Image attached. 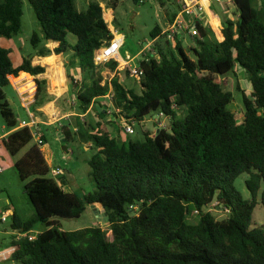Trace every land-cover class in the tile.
Returning <instances> with one entry per match:
<instances>
[{
  "label": "trees",
  "instance_id": "16d2710c",
  "mask_svg": "<svg viewBox=\"0 0 264 264\" xmlns=\"http://www.w3.org/2000/svg\"><path fill=\"white\" fill-rule=\"evenodd\" d=\"M178 1L182 0H166L175 7L166 9L168 25L180 11ZM27 2L40 27V33L29 38L33 54L14 64L10 51L0 43V114L10 132L2 142L13 156L27 148L15 168L34 209V216L25 220L14 213L11 229L25 233L36 224L44 229L35 230L39 233L32 241H17L11 261L264 264V225L252 226L254 208H264V22L250 0H232L238 17L221 18L215 28L218 39L211 40L208 29L194 22V45L188 50L176 34L174 47L166 41L158 45L161 28L156 25L149 34L156 56L138 62L143 71L140 92L125 88L115 76L104 80L102 72L115 71L116 61L93 62L94 51L113 37L100 2L89 3L84 11L77 10L75 0ZM159 4L166 5L162 0ZM22 7V0H0V37L11 39L19 33ZM48 42L58 46L51 51L45 47ZM52 52L75 59L90 80L73 97L74 129L66 124L61 130L65 142L90 143L96 150L87 161L94 188L83 196L65 191L62 177L57 182L50 176L41 149L30 144V128L19 127L1 90L10 85L9 76L44 73V67L32 65L31 58ZM49 60L54 64V58ZM240 72L248 80L250 94L237 89L243 106V118L238 120L229 108L233 93L224 87L227 75ZM58 77L63 78L60 72ZM66 78L70 85L76 82L67 70ZM35 85L30 107L34 114L42 115L38 108L53 100L58 106L67 96L49 95L45 80L35 79ZM109 90L114 94L111 105L120 109L118 115L112 113L114 119L120 116L137 125L154 111L169 118L168 127L154 135L144 131L141 140L113 136L107 126L117 121L105 120L110 107L104 97ZM94 108L99 120H80ZM178 110H185L182 119ZM241 174L246 175L248 198L235 186ZM89 206L107 217L108 235L100 226L64 231L56 223L79 218ZM211 207L226 217L216 219Z\"/></svg>",
  "mask_w": 264,
  "mask_h": 264
},
{
  "label": "rangeland",
  "instance_id": "374dc122",
  "mask_svg": "<svg viewBox=\"0 0 264 264\" xmlns=\"http://www.w3.org/2000/svg\"><path fill=\"white\" fill-rule=\"evenodd\" d=\"M22 1V27L19 33L13 36L11 39L0 37L1 45L10 51V58L14 64H18L19 62V51L23 52V54L31 51L32 48L29 43V38L32 32H36L38 34L40 33V27L31 6L27 0ZM100 1H103L104 5L110 8L109 10H112L113 19L111 20L109 15H105V18L108 25H110L109 23L113 21L111 25L114 26L115 33L117 32L123 35L124 39L122 48L120 50V57L126 61L132 58V61L129 62L131 67H138V62L143 57L139 51L145 47L147 41H150L149 34L156 25L161 28V35L156 40V43H158L160 46H163L164 42L166 41L169 42L172 47H174L175 41L173 37H169L166 33H163V30L166 29V21L169 16V13L166 9L175 8L174 6H169V3H167L166 0H162L166 3L164 7L160 6V0H142V3H135L133 0H75V6L78 11H84L89 3ZM250 3L251 6L258 11L259 19L264 22V0H250ZM177 4L180 6L179 2H177ZM204 5L205 8H207V4H203V6ZM210 8H212L213 11H210L211 15L208 16L211 17L209 22H207L204 18H202L200 22L205 28L208 29L209 38L214 40V38L218 39V35H216L214 28L216 26L215 23L214 25L209 23H212L213 20L218 21L223 17V14L220 3L217 4L216 2H213ZM227 15L231 16L233 20L236 19L237 13L235 8L231 6L230 13ZM193 21V19L189 18L187 23L191 25ZM178 32L180 35H182L181 40L187 50L189 46L192 47L194 45L192 42L193 34L190 31L180 29ZM68 40L72 42L74 37L69 35ZM17 48L21 50H18ZM59 59L64 63L66 70L71 76L74 77L76 82L72 85L68 84L67 82L69 94H64L67 96L64 100L61 99L58 106L54 103V105L57 107V114L55 118L54 116H51L53 118L52 123L49 125L41 124L38 126L44 135V139L46 140V143H44L42 146H39V148H42V152L47 160L50 159V170L51 168L57 167L65 170L63 171L60 169L62 174H64L62 178L68 182L67 186H72L73 188L70 192H73L78 196H83L84 194L91 193L94 188L93 181L89 175L90 167L88 166L87 161L96 150L91 148L90 143L84 144L77 140L69 143L65 142L61 130L66 124L69 125L71 130L74 129L73 126L75 112L71 110L74 105L72 96L76 95L83 86L90 84V80L88 79L87 73L80 72L75 59H71L69 55L64 54H60ZM49 63H51L50 60ZM126 71L127 70L125 68H122V64H119V69L113 75L107 73L105 70L102 72V74L104 80H109L115 76L125 88H133L137 92H140V85L138 81L130 77ZM9 78L12 79L13 77L9 76ZM54 79V87H59L64 82L63 78H59L56 74H54ZM20 81L16 83L14 81L13 82L17 85ZM237 86L239 88H237ZM224 88L225 90L232 91L233 102L229 108L235 114L237 119L241 120L243 118L242 93L237 89L245 91V94L249 96L250 86L246 76L241 72L238 73L237 76L233 74L227 75L226 85ZM24 89L25 86L22 89L19 88L17 90L22 96V98L19 99V95H17L10 85L1 88L10 108L20 121H27L24 110L25 106H31L30 102L33 92V88L31 90L27 89L26 91H23ZM98 115V111L94 108L87 116H80V120H92L95 122L99 120ZM184 115L185 110L177 111L178 118L182 119ZM113 119L114 118L111 113L106 114L105 120L112 121ZM153 119H160V121L163 122L165 128L168 127L170 121L167 117H159L158 113L153 111L141 124H137L135 126V132L132 135H127L120 128L119 124L115 122L111 127L107 126V128L110 130L113 136L118 135L117 133H119L123 140H125L127 136H131L133 139L141 140L142 133L144 131L151 132V135L156 132L157 128L153 123ZM5 131L4 123L0 114V135H2ZM33 143L34 139H32L30 144ZM26 150L27 148H24L17 155L13 156L5 149L2 140H0V168L2 170V172H0V207L4 206L7 200H10L11 206L24 219L34 216V209L24 192L23 183L21 182L15 168V162L25 153ZM245 178L246 175L241 174L236 179L235 186L245 198H248L249 193L244 184ZM211 211L216 219H222L226 217L225 212H219L213 207H211ZM193 218L194 217L190 218V221H192ZM56 223L59 224L60 228L64 231L78 230L87 226H100L107 235L109 233L108 224L104 220V217L99 216L95 219L93 214L89 212L88 208L83 214H81L79 218H61L58 219ZM6 224L10 225L11 219H9ZM258 225H264V208H262L260 205H257L254 208L252 214V226ZM43 229V226L36 224L33 231H41Z\"/></svg>",
  "mask_w": 264,
  "mask_h": 264
},
{
  "label": "built area",
  "instance_id": "2783aa9c",
  "mask_svg": "<svg viewBox=\"0 0 264 264\" xmlns=\"http://www.w3.org/2000/svg\"><path fill=\"white\" fill-rule=\"evenodd\" d=\"M218 2H227L229 4L232 3V0H216ZM180 11L178 14L175 16L173 22L163 31V33H166L169 37L174 36L175 34L179 33L178 31L180 29H184L187 31H190L193 35L195 34L194 30V22L196 21H201L202 18H204V6H203V0H182L180 3ZM193 19L194 21L192 22L191 25H189L186 22V19ZM107 24V22H106ZM108 27V26H107ZM109 29V28H108ZM110 32L112 33L113 37L112 39L101 46L100 48L96 49L93 54V62L95 65H100L104 63H108L110 61H116L117 66L115 68V71H110L109 68H106L105 71L111 75H113L118 69H119V64H122V68H125L128 71V75L137 81H139L143 75L142 69L138 67H131L130 63L124 62L120 58V50L123 45V35L119 33H115L114 29H109ZM140 54L143 55L142 59H147L148 56H156V52L154 50L153 42L147 41V44L145 47H143L140 50ZM113 92L109 90V92L105 95L104 99L108 102V106L111 109L107 110V113H115L119 114L120 109L116 108L111 105V101L113 99ZM159 117H165L162 113L158 114ZM114 118V117H113ZM117 123L119 124L120 128L127 134V135H132L135 132V122H132L128 119H125L123 117L117 116L115 119ZM153 123L155 124L157 130L161 128H165L163 125V122L160 121V119H153ZM32 130L31 136L32 139H34V143L37 146H42L44 145V140H43V134L41 133L40 129L37 126L32 125ZM156 130V131H157ZM154 135V134H153ZM0 168V172H1ZM62 172L60 168H51L50 170V176L55 179L57 182L59 181V178L61 177ZM12 216V211L9 208H0V225L8 222V220ZM12 230V229H11ZM12 239L11 242L8 245L3 246L0 243V264L6 261H10L15 254V252L18 249L17 241L20 239L26 238L29 241H32L36 238L37 234L39 233L38 231H29L25 233H21L17 230H12Z\"/></svg>",
  "mask_w": 264,
  "mask_h": 264
},
{
  "label": "crops",
  "instance_id": "0c3cea01",
  "mask_svg": "<svg viewBox=\"0 0 264 264\" xmlns=\"http://www.w3.org/2000/svg\"><path fill=\"white\" fill-rule=\"evenodd\" d=\"M179 2V1H178ZM213 2H216L217 4L220 3V7H221V10H222V14L223 16H226L227 18L229 19H232L231 16L227 15L230 13V9H231V6L235 8L233 2L231 4L227 3L226 1L221 3V2H217L216 0H203V4H207V8H205V5H204V19L209 22V20L211 19V17H208L209 15H211L210 11H213L212 8H210L211 4ZM181 3V2H180ZM100 5L102 6L103 8V18H104V21H106V18H105V15H109L111 20L113 19V14H112V10H107L105 5H104V2L103 1H100ZM23 8V7H22ZM178 14V13H177ZM176 14V15H177ZM23 16V14H22ZM231 17V18H230ZM236 17H238V14L236 15ZM189 20V19H187ZM186 20V22H187ZM233 20V19H232ZM167 21H168V18H167ZM167 21H166V28L170 25L167 24ZM111 22V21H110ZM113 22V21H112ZM109 23L110 25L107 24L108 28L110 29H114V26L111 25L112 24ZM212 22V21H211ZM215 23V26L214 28H217L221 25V18L218 20V21H214L212 23H209L211 25H214ZM21 27H22V17H21ZM165 30V29H164ZM163 30V31H164ZM40 31V30H39ZM33 33V32H32ZM176 37L181 40L182 39V35H180L179 33L176 34ZM156 40V39H155ZM154 42V40L152 41ZM58 46V44L56 42H48L45 47H47L48 49H50L51 51H53L54 48H56ZM190 47V46H189ZM18 50H21L19 48H17ZM140 52V51H139ZM18 61H20V59L22 57H27V56H30L31 54H33V50L31 49L30 52L28 53H24L19 51L18 52ZM60 55V54H59ZM59 55H56L54 54L53 52L51 53V55L49 56H46V57H40V56H32L31 58V63L32 65H39L41 67H44L45 69V72L42 73V74H39L37 76H31L30 74L28 73H21L19 75V77L15 78L13 77L14 79H21V81L16 85L13 81L14 79H10L9 78V83H10V86L14 89V91L17 93V95H19V99L22 98V96L20 95L21 93L19 91H17L19 88L22 89L24 86H25V89L23 91H26L27 89L33 90L32 92V99H31V102L30 104L33 103L34 101V96H35V91H36V85H35V79H38V80H45L46 81V89H47V93L49 95H52V96H55V99L59 98L60 96L64 95L65 93H67V95L69 94V87H68V84H67V78H66V68H65V65L62 61H60L59 59ZM49 58H54L55 59V62L54 64H50L49 63ZM121 58V57H120ZM122 59V58H121ZM124 62H130L132 61V58L128 61L122 59ZM59 72H60V75H62L63 77V84L59 87H54L53 86V82L55 81L54 79V74H57V76L59 75ZM64 75H65V79H64ZM59 90V91H58ZM19 92V93H18ZM75 96V95H74ZM72 96V97H74ZM54 102L55 100L53 101H50L48 102L47 104H45L43 107L41 108H38L37 111L42 113V115H38V114H34V112L31 111V106L27 107L25 106V110L24 112L26 113V117H27V121H19V127H22V126H28L30 128V130H32V125L34 126H39L41 124H51L52 123V120L53 118L51 116H54V118L56 117V112H57V107L54 105ZM53 111H52V109ZM52 118V119H50ZM48 121V122H47ZM5 128V127H4ZM39 128V127H38ZM40 129V128H39ZM6 130V128H5ZM41 131V129H40ZM10 132L8 131H5L2 135H0V140H3ZM42 133V131H41ZM43 140H44V135H43ZM44 143H46V141L44 140ZM41 151H42V148H40ZM43 153V152H42ZM44 155V154H43ZM44 158L46 160V162L48 163V165L50 166L51 165V162H50V159L47 160V158L45 157L44 155ZM59 168V167H57ZM61 169V168H60ZM63 170V169H61ZM65 171V170H63ZM2 172V171H1ZM64 173V172H63ZM64 174L61 175V177H63ZM63 181L65 182V186H64V190L69 192L71 191L73 188L72 186H67L68 182L67 180H64L63 178ZM0 208H9L11 209L12 211V215L14 213H16L20 219L22 220H25V219H28V218H22L18 213L17 211L11 206V203H10V200H7L5 202V205L0 207ZM94 207H88L89 209V212H91L93 214V217L96 219L98 218L99 216H102L100 215L97 210H94L93 209ZM32 217V216H31ZM29 217V218H31ZM7 223V222H6ZM6 223L0 225V243L5 246V245H8L10 242H11V239H12V230H11V224L10 225H7ZM2 264H14L11 260L10 261H6V262H3Z\"/></svg>",
  "mask_w": 264,
  "mask_h": 264
},
{
  "label": "water",
  "instance_id": "95a60500",
  "mask_svg": "<svg viewBox=\"0 0 264 264\" xmlns=\"http://www.w3.org/2000/svg\"><path fill=\"white\" fill-rule=\"evenodd\" d=\"M238 69H239V71H241V67L240 66H238ZM92 207V206H91ZM94 209V208H93ZM95 210V209H94ZM104 220L106 221L107 220V217H104Z\"/></svg>",
  "mask_w": 264,
  "mask_h": 264
}]
</instances>
